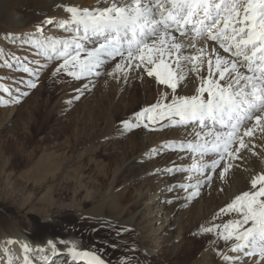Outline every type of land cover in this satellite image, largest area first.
Returning <instances> with one entry per match:
<instances>
[{"label": "snow or ice", "instance_id": "obj_1", "mask_svg": "<svg viewBox=\"0 0 264 264\" xmlns=\"http://www.w3.org/2000/svg\"><path fill=\"white\" fill-rule=\"evenodd\" d=\"M98 2L108 6L92 9L68 7L66 11L71 14L70 20L60 22L59 26L79 24L83 29V39L102 37V42L86 50L87 57L81 59L80 53L85 51V47L79 38L63 42L50 40L47 47L56 54V58H64V63L56 71H68L69 75L80 79L105 59L118 56L129 66L143 68L148 76H155L159 84L172 90L169 103L161 104L160 101L168 99L166 93H161L157 103L145 107L135 113L132 120L122 123L126 129L139 127L145 118L153 121L151 114L160 110V115L166 113L179 117L178 120H170L172 125L191 124L198 129L194 131L196 142L179 145L195 156L188 171L204 173L205 169L219 167L218 175L223 180L233 167L228 162L229 158L243 160L241 153L245 150L257 155L249 144L254 139H264V0ZM199 37L215 42L229 56L221 55L215 47H197ZM189 48L194 50L193 54L184 55V50ZM43 54L49 55L47 50ZM77 67L79 71L74 70ZM115 67L121 69L123 65L117 63ZM202 71L208 74L202 76ZM189 73L196 74L199 80L195 94L179 95L176 89ZM27 86L34 88L36 84L28 81ZM3 90L9 91L7 88ZM15 92L19 95L10 93L7 100L0 96V105L19 103L23 96L28 95L19 88ZM202 136L207 138L201 141ZM205 179L210 180L211 176ZM201 183L203 181L197 179L195 185L188 187L198 188ZM248 183V190L237 194L220 209V213L239 214L238 219L223 226L224 231L220 235L225 241L234 237L232 251L248 257L257 255L254 264H260L264 260V172L254 173ZM197 194L192 192L189 198ZM216 227L202 228V231L211 232ZM7 243L15 241L8 240ZM47 243L55 255V244L52 241ZM20 247L25 254L20 258L10 254L8 264H33V257L29 255L33 252L32 248L26 243H21ZM3 250L5 253L9 251L6 247ZM43 251L40 249V252ZM69 251L73 258L85 259L88 264H106L94 252L75 251L74 248ZM35 258L41 264H47L49 259L47 255ZM224 259L240 260L241 257L224 256Z\"/></svg>", "mask_w": 264, "mask_h": 264}, {"label": "rangeland", "instance_id": "obj_2", "mask_svg": "<svg viewBox=\"0 0 264 264\" xmlns=\"http://www.w3.org/2000/svg\"><path fill=\"white\" fill-rule=\"evenodd\" d=\"M59 25L60 22L52 24L47 20L41 21L36 29L18 30L0 18V96L7 100L10 99V93L19 95L15 92L17 88L21 92H28L19 103L0 105V200L6 195L22 197L18 205L24 209L25 198L35 199V207L46 211L45 215H41L42 211L37 210L40 214L38 217L44 221L58 214L56 218L61 220L60 228L63 230L61 237L67 240L64 247L73 258L70 249L94 251L91 247L81 249L80 242L73 237L78 228V214L75 213L77 207L74 209L71 206L89 200L86 208H90L114 187L123 185L124 174L128 169L126 164L133 158L140 161L135 172H147L144 179L134 181L126 188L130 196L123 200V204L129 205L136 201L137 194L150 184L152 190L145 194L143 201H147L150 196L159 197L157 192L162 186V176L157 167L179 165L185 149L179 145L183 143L181 140L184 139L185 130L183 124L170 123L171 119L178 120L179 117H171L166 113L160 115V110L151 114L153 121L145 118L139 127H124L123 121L132 120L135 113L157 103L161 93L168 95L167 100L160 101L161 104L171 100L172 90L159 84L155 76H148L143 68L133 67L132 71L133 68L123 62V67L117 69L115 65L118 62L109 60L94 67L80 79L69 75L68 71H56L64 63V58L50 59L49 56L53 57L55 53L50 48L47 50L49 55L45 56L44 49L39 48V45L49 39L60 38L63 42L79 38L89 50L102 42L95 40L97 37L83 39L84 34L80 32L82 28L74 30L75 23L71 27ZM85 55L87 51H81V59ZM25 68L29 71H24ZM74 70L79 71V67ZM207 74L202 71V76ZM28 81H33L36 86L28 87ZM198 83L196 77L192 85L194 89ZM183 86L184 82L176 89L179 95H184ZM4 88L9 91L5 92ZM28 157L34 162L53 158L60 167L55 171L38 173L33 162L11 166L15 158L27 163L25 159ZM74 189L80 190L78 195H75ZM48 196L55 197L57 204L62 205L46 206L41 199ZM174 196L170 200L171 205L179 201L178 193L175 192ZM194 202L191 200L183 207V214L186 213L183 217L195 206ZM138 206L132 205L131 212L135 213ZM71 212L73 215H65ZM10 219L1 217L0 223L5 224ZM19 232L31 248L37 245L36 239L27 232ZM55 232L50 229L42 238L58 247ZM5 235L9 234L5 232ZM157 244L154 241L152 247L156 252L162 246L160 244L157 248ZM95 254L101 256L97 252ZM75 259L81 260L78 257ZM241 259H235L234 264H246Z\"/></svg>", "mask_w": 264, "mask_h": 264}, {"label": "bare ground", "instance_id": "obj_3", "mask_svg": "<svg viewBox=\"0 0 264 264\" xmlns=\"http://www.w3.org/2000/svg\"><path fill=\"white\" fill-rule=\"evenodd\" d=\"M71 6L92 9L107 7L108 5L98 2V0H1L0 18L18 30L36 29L41 21L49 20L54 24L70 20L71 14L66 9ZM71 24L73 23L67 24L68 27H71ZM80 27L82 28L79 24H75L74 30H78ZM80 32L83 33V29ZM176 35L179 34L176 33ZM190 35H195V33H190ZM102 39V37H97L95 40L102 41ZM53 40L61 41L60 38ZM49 41L41 44L45 47L39 45V48L44 49V51L50 49L47 47ZM81 43L84 45V41ZM201 46L209 49L215 47L221 55L229 56V53H225L215 42L199 37L197 38V47ZM60 47H62V43ZM193 51L189 48L184 50L183 54L191 55ZM86 57L85 55L84 59ZM53 58H56V54ZM109 60L121 64L124 62V65L128 66V62L121 60L118 56L107 58L104 61ZM196 77L194 73L188 74L182 87L184 95L195 94L192 85ZM146 88L148 89L147 86ZM204 95L206 97L207 93ZM184 130V139L181 141L183 143L196 142L197 138L194 136V131L198 129H194L191 124H186ZM206 138L202 136L200 140L203 141ZM249 147L257 155H252L251 152L245 150L241 153L244 157L243 160H231L229 158L228 162L232 163L233 167L223 180L218 175L219 167L215 170L205 169L204 173L194 170L188 171L195 160V156L185 148L182 157L179 159V165L168 164L165 167H157L162 176V186L157 192L159 197L157 195L150 196L147 201H143L145 194L152 190L153 186L150 184L144 191L137 194L136 201L124 205L123 200L130 196V191L126 188L132 182L144 179L147 172V170H140L139 173H136L135 169L140 166V161L138 158H133L126 164L128 169L127 173L124 174L123 185L114 187L102 200L97 201L90 208H86V203L89 200L71 206V208L77 207L75 213L78 214L76 224L78 228L73 237L80 242L81 249L91 247L95 253L101 255L99 257L106 264H234L235 259L225 260L224 256L242 258L244 255L232 251L234 237L233 240L225 241L221 238L220 233L224 231L223 226L228 221L238 219L239 214L235 212L220 213V209L229 204L237 194L248 190L249 178L254 173L264 172V162H262L264 161V139H254ZM28 158V161L25 159L27 163L20 158H15L11 166L28 165L29 162H33L35 171L38 173L49 172V170L55 171L60 167V164L53 158H49L48 161L38 159L35 162L30 157ZM210 158L205 157V159ZM108 165L110 167V164ZM167 169L172 171L169 172ZM206 176H211V179H205ZM197 179L203 181L198 188L188 187L195 185ZM179 185H185V187ZM79 192L80 190L74 189L75 195H78ZM175 192L179 195V201L171 205L170 200L175 197ZM192 192H198V194L189 198ZM21 198L6 195L0 200V218L6 216L14 219H10L5 224L0 223V264H8L10 254L17 258L25 254L20 244H27V241L20 234V230H24L30 237L36 239L35 244L37 245L32 248L33 252L29 253L33 257V264H41V261L35 258L39 255L49 257L47 264H86L85 261L80 262L67 253V248L64 247L67 240L61 237L63 230L60 228L61 220L56 218L58 214H53L50 220H41L38 216L40 214L45 215V209L35 207V199L25 198V202L28 201L27 204L24 202L26 206L24 209H28L26 212L18 205ZM44 199H41L43 200L41 202L46 206L57 205L56 207H59L62 205H58L53 196ZM190 199L195 200V206L188 210L186 217H183L186 214H183V207L191 201ZM132 205H140V208L138 206L136 212L132 213L130 208ZM154 207L156 208L153 210ZM37 210H41L42 213L39 214ZM21 212L24 214L20 215ZM130 213L132 215H129ZM71 214L72 212L65 215ZM156 224L159 225L156 227ZM214 225L218 227L214 228L213 231H202V228H212ZM50 229L52 232L56 231L55 243L58 247H56L55 255L52 254L46 244L48 240L42 238V235ZM233 231L235 234V230ZM5 232L9 235L6 236ZM8 240L15 241V243L8 244ZM154 241L158 242L157 248L160 244L162 245L157 252L152 248ZM5 247L9 250L8 253L3 250ZM40 249L44 251L40 252ZM246 257L241 259L246 264H254V261L258 259L257 255ZM260 264H264V260H261Z\"/></svg>", "mask_w": 264, "mask_h": 264}]
</instances>
